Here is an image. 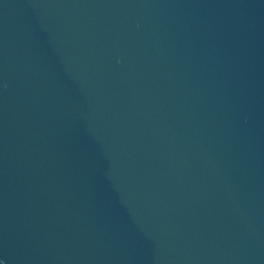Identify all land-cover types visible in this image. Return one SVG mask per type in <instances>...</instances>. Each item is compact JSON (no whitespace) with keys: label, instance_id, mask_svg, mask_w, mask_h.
I'll return each instance as SVG.
<instances>
[{"label":"water","instance_id":"obj_1","mask_svg":"<svg viewBox=\"0 0 264 264\" xmlns=\"http://www.w3.org/2000/svg\"><path fill=\"white\" fill-rule=\"evenodd\" d=\"M0 264H264V0H0Z\"/></svg>","mask_w":264,"mask_h":264}]
</instances>
